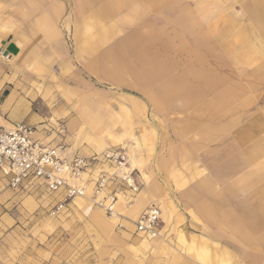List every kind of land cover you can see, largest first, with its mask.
<instances>
[{
    "label": "rangeland",
    "instance_id": "1",
    "mask_svg": "<svg viewBox=\"0 0 264 264\" xmlns=\"http://www.w3.org/2000/svg\"><path fill=\"white\" fill-rule=\"evenodd\" d=\"M119 1L122 7L118 6L111 25L104 26L102 21L113 16L119 2L81 0L84 32L80 33L84 36V45L79 52L92 51L111 36V42L104 48L111 47V59L126 60L123 64L113 63L116 68L123 66L115 69L121 78L110 89L109 85L97 82L85 69L79 68L78 82L80 86L93 87L92 94L82 95L87 97L84 98L87 107L96 103L100 107L101 104L118 106L120 102H128L122 93L146 105L143 119L147 118V131L143 132V140L138 141L132 132L131 141L116 145L127 152L138 191L119 190L122 210L113 217L91 206L98 217L93 220L79 210L74 201L51 215L59 201L58 195L47 193L42 186L11 190L0 181V264H173L170 254L154 255L168 250L165 243L178 256L175 264H195L175 229L179 227L188 235L200 234L204 223L200 222L197 227L185 218L182 225L165 232L161 216L156 236L147 238L135 233V221L125 218L126 212L136 204L139 193L150 189L162 191L164 202L171 201L168 199H172L173 193H176L174 199L177 201L179 197L181 201V193L190 189L191 177L199 178L198 174H191L199 171L198 168L203 169L204 165L202 154L194 149V143L201 141L205 102L218 109L220 103L224 107L210 112L223 118L220 126L227 134L224 142L211 144L213 150L222 146L228 153L236 151L235 119L239 106L244 109L243 151H251L254 141L264 139V126L258 120L256 108L264 93V0ZM65 7L66 13L57 20L61 29L76 21L75 0H65ZM71 34L67 30L62 38L73 56ZM50 67L51 72L38 78L39 84L32 88L45 102V105L35 106L36 112L44 115H54L65 104L55 88L60 79L57 65L51 63ZM70 81L75 85L74 79ZM46 88L53 94L46 95ZM97 91L103 95L96 94ZM220 92L228 94L220 96ZM102 112L91 108L70 111L52 121L64 125L80 113H88L93 120L92 114ZM131 116L133 125L134 120L138 121L139 111L132 109ZM59 125L53 126L59 129ZM214 129L219 130V126L211 130ZM254 161L244 159V173ZM252 177H246L243 184L249 183ZM248 189L252 190L253 185H248ZM158 201L159 198L150 197L149 204L160 207ZM165 203L169 224L172 211ZM212 226H205V229L210 227L208 232H211L216 229ZM144 238L148 242L143 244ZM213 241L218 243L220 250L229 251L231 259L239 264H264V238L215 237ZM191 245L189 253L200 264H232L229 256L225 259L226 253H215L204 237L193 238Z\"/></svg>",
    "mask_w": 264,
    "mask_h": 264
},
{
    "label": "crops",
    "instance_id": "2",
    "mask_svg": "<svg viewBox=\"0 0 264 264\" xmlns=\"http://www.w3.org/2000/svg\"><path fill=\"white\" fill-rule=\"evenodd\" d=\"M113 1L119 3L113 16L102 21L104 26L111 25L118 13V6L119 8L122 7L120 6L122 2ZM83 11L81 0H75L76 21L61 29L57 20L59 16L66 13L65 0H0V49L4 52L5 47L9 43H13L12 41L21 43V47H17L16 55H8L7 59L0 58V127L10 128L17 123H25L33 127L36 125L38 127H34L36 128L34 137L42 144L48 147L62 145L78 156L90 157L99 155L109 148L119 149L117 144L131 141L134 136L138 141H142L145 135L143 132L147 131L145 122L147 118L143 119V116H146L147 107L139 99L131 97L128 93L121 94L128 102H120L118 106L116 104L109 106L107 103L101 104L99 107V103H96L93 104L94 106L87 107L84 99L87 97L82 95L89 96L92 94L91 88L93 87L84 84L79 85L80 72L78 69H85L93 79L109 85L111 89V85H117L116 81L122 76H117L115 70L121 69L122 65H118L116 68L113 63L123 64L126 60L111 59V47L104 48L106 44L111 42V36L99 44L96 49L79 52V48L84 45V36L82 37L80 33L81 31L84 32V26L81 24ZM67 30L72 32L73 56L62 38L63 32ZM4 42H7L5 46H3ZM51 63L57 65L60 79L55 88L59 89H57L59 97L61 94L65 104H62V108L54 115H44L35 110L36 105H45V102L32 88L39 84L36 81L38 78L45 76L48 71L51 72V67L48 68ZM72 79H74L75 85H72L73 83L70 81ZM210 87L212 86L210 85ZM44 93L46 95L53 94L47 88ZM96 94L102 96L103 92L97 91ZM227 94L228 92H220L218 95ZM76 98L81 100L75 101ZM218 100L222 101L220 97ZM259 102L261 104L258 103L256 107L259 112L258 120L264 126V93L260 96ZM219 106V109L212 107L209 102H205L203 105L205 126L200 135L201 141L194 143V149L202 154L204 165L203 169L198 168L199 171L194 170V174H191V176L198 174L199 178L191 177L193 182L191 181L190 189L187 192L181 193V201L179 197L177 201L174 199L176 193L171 195L170 198L172 199H168L171 201H165L172 211L170 223L164 222L165 232L174 230L176 225L183 224L185 218L197 227H200L199 223L202 222L205 226L214 225L212 228H216L208 232L210 227L206 228V231L205 226H202L203 233H190L188 235L176 227L178 239L183 244L185 243L186 253L195 264L200 263L193 259L189 253L193 238L200 240L201 237H204L215 253H226L224 254L225 259L229 256L232 264L239 263L235 259H231L229 251L220 250L218 243L214 242L213 238H264V139L254 141L251 151H243L244 109L243 106H239L240 108L236 109L235 119L234 145L236 151L228 153L222 146L213 150L211 144L215 141L224 142L227 135L220 126L223 118L219 114H210L212 111L224 108L222 103ZM89 108L104 112L97 113V115L92 114L93 120L90 119L88 113H80L64 125L52 121L55 117L56 119L61 117V113L86 111ZM256 108H254L255 111ZM132 109L139 111L138 121L134 120L133 125L131 123ZM110 110L111 112H109ZM253 115V124H255V113ZM49 121L52 122L48 123ZM195 121L196 119L193 125L190 124L191 127L195 125ZM51 123L59 125V129H56ZM218 126L219 130H211ZM132 132H134V136ZM244 159L255 160L245 173ZM245 176H253L247 184H243ZM0 181L4 183L3 180ZM251 184L253 189L249 190L248 185ZM4 185L7 187L5 183ZM145 193L146 195L150 193L149 197L165 198L162 191L153 192L150 189L149 191L146 190ZM57 199L59 198L57 197ZM85 199L88 201L87 198ZM148 206L142 209L140 206L136 208L137 213L139 212L138 215L140 216ZM203 210H205L204 213ZM165 244L168 250L155 252L154 255L170 254L172 255V263L175 264L178 256L167 243Z\"/></svg>",
    "mask_w": 264,
    "mask_h": 264
},
{
    "label": "built area",
    "instance_id": "3",
    "mask_svg": "<svg viewBox=\"0 0 264 264\" xmlns=\"http://www.w3.org/2000/svg\"><path fill=\"white\" fill-rule=\"evenodd\" d=\"M34 135L35 128L25 123L0 127V180L11 190L39 185L47 193L57 194L59 201L51 215L60 212L76 198L89 197L92 207L112 217L116 214L119 190L138 191L123 147L81 157L62 145L48 147ZM160 215L159 206L149 205L135 220V233L155 237Z\"/></svg>",
    "mask_w": 264,
    "mask_h": 264
},
{
    "label": "bare ground",
    "instance_id": "4",
    "mask_svg": "<svg viewBox=\"0 0 264 264\" xmlns=\"http://www.w3.org/2000/svg\"><path fill=\"white\" fill-rule=\"evenodd\" d=\"M13 42V44L16 46V47H18V48H20L21 47V43L19 42V41H16V42H14V41H12ZM0 58H2V59H7L8 58V55L7 56H5L4 55V53H3V51H1V49H0ZM136 162V161H135ZM133 164V163H132ZM89 191V190H88ZM89 194L90 193H88V196H89ZM150 194V193H149ZM148 194V195H149ZM148 195H146V193L145 192H141V193H139V195L137 196V200H135L136 201V204H134V206H133V208H131L129 211H127V215L125 216V218H128L129 219V217H132V219L135 221V220H137V218H138V214H139V212L137 213V211H136V208H138L139 206L141 207L140 209H142V208H144V207H146V206H148V205H150L149 203H150V197L148 196ZM151 195V194H150ZM152 198L153 197H155V196H151ZM87 199H88V201H89V197H86ZM87 200L85 199V198H76L75 200H74V204H75V206L78 208V209H80L87 217H89V218H92L93 220L95 219V220H97V214H96V211H94V209L91 207V205H89V204H87V202H86ZM159 203H160V211H162V213H161V215H160V217L162 216V218H163V221L165 222V223H167L168 224V222H169V216H168V206L166 205V203L164 202V201H162V199L161 198H159V201H158ZM129 207V206H128ZM126 209V208H125ZM139 209V210H140ZM122 210V199L120 198V197H118V200H117V202H116V204H115V213L116 212H119V211H121ZM128 210V209H127ZM124 211V210H123ZM103 214V213H102ZM113 216H115V215H113ZM112 216V217H113ZM120 216H122V215H120ZM103 220H105V219H103ZM111 224V223H110ZM143 244L144 243H147L148 242V240L145 238L144 240H142L141 241ZM146 245H148V244H146ZM210 264H215V263H210Z\"/></svg>",
    "mask_w": 264,
    "mask_h": 264
},
{
    "label": "water",
    "instance_id": "5",
    "mask_svg": "<svg viewBox=\"0 0 264 264\" xmlns=\"http://www.w3.org/2000/svg\"><path fill=\"white\" fill-rule=\"evenodd\" d=\"M7 44V42H4L3 43V46H5ZM17 47L13 44V43H9L6 47H5V50H4V55L7 56V55H16L17 54Z\"/></svg>",
    "mask_w": 264,
    "mask_h": 264
}]
</instances>
